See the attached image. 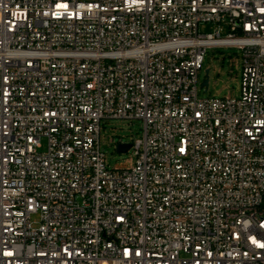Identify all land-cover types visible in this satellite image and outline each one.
Masks as SVG:
<instances>
[{
  "label": "built area",
  "instance_id": "1",
  "mask_svg": "<svg viewBox=\"0 0 264 264\" xmlns=\"http://www.w3.org/2000/svg\"><path fill=\"white\" fill-rule=\"evenodd\" d=\"M211 47L239 97L198 98ZM0 264H264V0H0Z\"/></svg>",
  "mask_w": 264,
  "mask_h": 264
},
{
  "label": "rangeland",
  "instance_id": "2",
  "mask_svg": "<svg viewBox=\"0 0 264 264\" xmlns=\"http://www.w3.org/2000/svg\"><path fill=\"white\" fill-rule=\"evenodd\" d=\"M216 25L202 23L198 26V32L208 34L214 32ZM225 35L223 31L222 36ZM208 71L207 88L200 87ZM241 53L234 47H211L207 49L202 68L198 74V98H237L240 95L241 84ZM141 134V122L139 120L110 119L102 120L100 123L99 143L104 153L108 169H126L134 164V157L130 150L117 152L116 145L130 144L132 140ZM42 147L46 149L45 140L41 141ZM37 215L31 217L35 225Z\"/></svg>",
  "mask_w": 264,
  "mask_h": 264
},
{
  "label": "water",
  "instance_id": "3",
  "mask_svg": "<svg viewBox=\"0 0 264 264\" xmlns=\"http://www.w3.org/2000/svg\"><path fill=\"white\" fill-rule=\"evenodd\" d=\"M207 73L208 71L205 72V77H204V80L202 81L200 87H204V88H207V85H208V77H207ZM130 145L129 144H118L117 147H116V151L117 152H126L128 151Z\"/></svg>",
  "mask_w": 264,
  "mask_h": 264
}]
</instances>
